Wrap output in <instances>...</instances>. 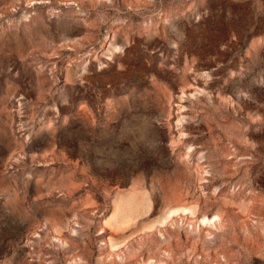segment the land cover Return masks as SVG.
Segmentation results:
<instances>
[{
  "label": "rangeland",
  "instance_id": "obj_1",
  "mask_svg": "<svg viewBox=\"0 0 264 264\" xmlns=\"http://www.w3.org/2000/svg\"><path fill=\"white\" fill-rule=\"evenodd\" d=\"M0 264H264V0H0Z\"/></svg>",
  "mask_w": 264,
  "mask_h": 264
}]
</instances>
